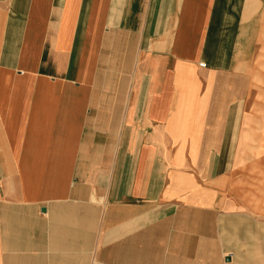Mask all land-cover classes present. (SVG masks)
Returning <instances> with one entry per match:
<instances>
[{
    "label": "crops",
    "instance_id": "crops-1",
    "mask_svg": "<svg viewBox=\"0 0 264 264\" xmlns=\"http://www.w3.org/2000/svg\"><path fill=\"white\" fill-rule=\"evenodd\" d=\"M263 48L264 0H0V264H264Z\"/></svg>",
    "mask_w": 264,
    "mask_h": 264
},
{
    "label": "rangeland",
    "instance_id": "rangeland-1",
    "mask_svg": "<svg viewBox=\"0 0 264 264\" xmlns=\"http://www.w3.org/2000/svg\"><path fill=\"white\" fill-rule=\"evenodd\" d=\"M257 68L260 66L262 70L252 72L250 77V82L252 83V87L249 86L248 88V98L246 103V112L250 114H254L253 112H258L264 117V48L260 50L258 56L256 57ZM250 85V83H249ZM252 123V124H251ZM250 125L255 128L263 127L264 130V119H261L258 114L255 115V118L252 119ZM256 135L250 137L252 142H259L261 132L259 130L254 131ZM259 134V135H258ZM262 140L264 139V134H262ZM264 143V141H262ZM248 157L254 155V153L249 152ZM264 155V149L259 151V155ZM251 155V156H250ZM253 160V159H252ZM253 164V162H252ZM262 167H264V162L261 163Z\"/></svg>",
    "mask_w": 264,
    "mask_h": 264
},
{
    "label": "built area",
    "instance_id": "built-area-1",
    "mask_svg": "<svg viewBox=\"0 0 264 264\" xmlns=\"http://www.w3.org/2000/svg\"><path fill=\"white\" fill-rule=\"evenodd\" d=\"M200 66H204L205 64L203 62L199 63Z\"/></svg>",
    "mask_w": 264,
    "mask_h": 264
}]
</instances>
